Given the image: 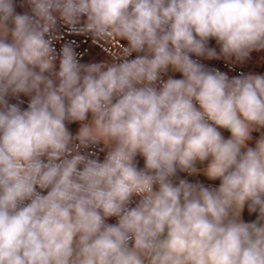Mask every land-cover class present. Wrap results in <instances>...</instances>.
Wrapping results in <instances>:
<instances>
[{"label": "clouds", "instance_id": "obj_1", "mask_svg": "<svg viewBox=\"0 0 264 264\" xmlns=\"http://www.w3.org/2000/svg\"><path fill=\"white\" fill-rule=\"evenodd\" d=\"M23 5L0 0V264H264V134L246 143L264 128V75L193 59L264 50V0ZM61 23L127 45L82 63L54 48ZM206 161L217 187L178 177Z\"/></svg>", "mask_w": 264, "mask_h": 264}, {"label": "built area", "instance_id": "obj_2", "mask_svg": "<svg viewBox=\"0 0 264 264\" xmlns=\"http://www.w3.org/2000/svg\"><path fill=\"white\" fill-rule=\"evenodd\" d=\"M25 10L29 11L27 5H25ZM82 19H86V17ZM65 44H71L75 48L76 52L79 54L82 63H95V62L110 63L113 61L115 56L119 54V50L127 45V42L124 40H118L116 38H110L109 40L95 39L89 34H85L79 31H74L69 26L61 23L53 39V46L56 49V51L59 52ZM136 55H137L136 53H133L129 57V59L134 58ZM193 59H199L201 63L205 64L210 69L219 70L221 72L227 73V75L230 78L248 74L247 69L245 67L232 61H225L223 59L207 60L204 58H197L195 56H193ZM56 65L58 66L57 67L58 70L59 60H57ZM163 79L167 80L168 78L166 75H164ZM8 99L10 103H17L16 98L9 97ZM19 100L22 101L20 107L22 109H26L30 97L21 94ZM220 131H223V129H220ZM100 147H103V145L97 147L94 150L90 149L89 151H94L96 157H98L99 160L103 161L106 154V149L105 151H100ZM188 176L189 174L186 176V178H180V179L188 180ZM45 194H46V190H45ZM134 199H138V198H134ZM132 206H134V204ZM107 222L110 224H114L116 223V218L115 217L109 218Z\"/></svg>", "mask_w": 264, "mask_h": 264}, {"label": "crops", "instance_id": "obj_3", "mask_svg": "<svg viewBox=\"0 0 264 264\" xmlns=\"http://www.w3.org/2000/svg\"><path fill=\"white\" fill-rule=\"evenodd\" d=\"M22 5V0H16V7H15V11L16 13H24L26 12L25 10V5ZM209 46L210 47H214L216 48L217 52H219V46L216 44V41L214 39L209 41ZM216 60V59H213ZM232 62H235V59L233 58L231 60ZM237 63V62H235ZM242 65L243 67H245L247 69L248 74H260V75H264V50L262 51H253L250 55V58L247 59L245 62L243 63H237ZM57 65H56V69H57ZM167 78L172 77V78H176L179 79L181 78V74L178 72H174L171 68H169L167 74H166ZM29 97V96H28ZM69 130L75 135L78 132V129L80 127V125L78 123H71L67 125ZM222 135L225 138H229L231 133L227 130L221 131ZM264 134V128L259 129L258 131H253L251 133L252 135V139L247 141V146L248 147H255V143L256 140L260 138V136ZM244 150V149H242ZM136 162H137V166L139 168H143L144 167V158L141 155H137L136 157ZM207 166V161L204 162L203 164L197 162V168L200 170L198 173L193 174V175H189L188 176V180L192 181L193 183L196 182H200L203 183L206 187H217L220 183L219 179L217 180H209L207 178V176L203 173V169L206 168ZM188 175V173L185 172H178V177L179 178H186V176ZM178 182V180L176 181ZM258 213H250L248 211L247 206H245V208L243 209L242 215H241V219L245 222H254L257 219Z\"/></svg>", "mask_w": 264, "mask_h": 264}]
</instances>
